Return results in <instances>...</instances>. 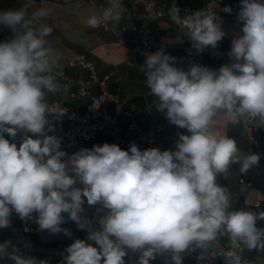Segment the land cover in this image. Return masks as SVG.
Here are the masks:
<instances>
[{
    "label": "clouds",
    "instance_id": "1",
    "mask_svg": "<svg viewBox=\"0 0 264 264\" xmlns=\"http://www.w3.org/2000/svg\"><path fill=\"white\" fill-rule=\"evenodd\" d=\"M214 6L183 16L175 4L169 9L197 53L216 49L225 36ZM119 9L120 0H108L102 15L86 23L96 28L103 19L116 27L123 17ZM47 14L43 8L29 12L27 4L0 11V25L13 33L0 42V229L10 227L15 214L42 232L71 237L62 227L67 214L87 237L66 247L63 264H125L126 249L140 253L138 264L164 252L182 264L185 250L208 247L222 236L231 244L226 264H247L240 254L245 248L264 251V227L258 226L264 211L230 210L231 195L217 183L232 164L242 174L260 164L259 154H244L217 129L244 117L264 123V0H241L237 20L243 35L231 41L232 63L218 70L190 64L185 71L163 49L146 55L139 70L155 108L189 133L178 134L176 150L165 151H141L135 144L122 150L114 143L71 155L61 149V139L50 133L64 113L47 96L67 93L69 86L55 74L47 40L53 28L41 22ZM21 132L18 147L14 141ZM85 202L100 205L99 229L82 216ZM9 246L10 241L0 244V259L48 264L14 247L8 252Z\"/></svg>",
    "mask_w": 264,
    "mask_h": 264
},
{
    "label": "crops",
    "instance_id": "2",
    "mask_svg": "<svg viewBox=\"0 0 264 264\" xmlns=\"http://www.w3.org/2000/svg\"><path fill=\"white\" fill-rule=\"evenodd\" d=\"M164 6L178 4L184 8L196 11L213 7V11L222 20V30L225 32L224 38L218 43L216 49L207 48L202 53H197L191 46V41L184 35L179 27L172 23L169 15L163 16L152 23V33L150 40L153 42L154 52L163 49L164 52L176 58V67L188 70L190 64H198L207 66L212 70H218L222 65L232 63L229 57L231 49V41L234 37L243 35L242 22L237 20V14L240 10L241 0H157ZM29 6V12L46 9L48 14L41 21L53 28L50 36L47 37L48 44L52 48L56 62L66 63L78 54H84L87 59L94 62L98 74L100 76L108 75V88L111 92L117 94L124 102L125 107L131 109L140 125L143 128L153 127L157 124L169 122L165 114L158 111L153 103V97L149 94L146 87L145 77L139 70L143 65V57L139 51L130 52L126 47L117 43L113 33L104 30L101 26L91 28L87 25L86 20L89 16H101L104 9L108 7V0H93V5L87 3V0H0V11L17 10L24 5ZM130 6L128 0H120V9L122 20L128 17L127 8ZM225 6L231 7V13L223 11ZM186 12L185 14H190ZM185 14H180L181 16ZM121 20V21H122ZM11 30L0 25V42L8 41L12 38ZM127 38L130 43L135 45L136 42L131 39L128 33ZM66 72L72 77L81 76L87 78L88 71L81 69L79 66L66 67ZM58 81L61 85L66 83ZM68 85V84H67ZM69 86V85H68ZM68 92L61 91L55 95L48 94V102L56 100L65 108L72 111H83L87 99L70 98ZM91 90L97 92V86L92 85ZM110 104L106 103L105 108H109ZM223 119V117H222ZM249 122L257 127L255 131L261 148L264 152V134L260 128L264 123L260 121H249L247 117L241 119L238 124L225 123L217 129L220 134H225L229 138H233L237 142V146L244 154L255 153L257 150L250 144L245 129L246 123ZM167 131L157 135L158 143L161 146H167ZM188 135L186 129L183 132ZM5 138L10 139L5 133ZM19 147L17 137L15 141ZM239 164H232L229 170L217 176V183L225 187L231 195V209H246L253 211L252 200L256 189L264 188V161L260 159V164L250 169L246 174H242L239 170ZM243 179L240 183L238 179ZM66 223L62 225L71 231L72 236L67 237L63 232L52 235L42 232L36 223L29 221L25 223L15 214L11 217V226L0 229V244L10 241L8 252L13 247L23 255L33 256L37 260H45L48 264H63V255H54L45 251L33 252L30 250L33 246L37 247H62L70 245L75 239H86L87 232L76 227L71 220L67 219L64 214ZM259 227H264V220L259 221ZM27 229V230H26ZM223 240H229L227 236H222ZM93 246H95L94 242ZM128 252L129 259L136 261L138 264L139 252ZM133 253V254H132ZM30 254V255H29ZM135 256V257H133ZM157 255L150 264H163L165 260H159ZM242 256L248 258L249 264H264V251L243 249ZM132 258V259H131ZM9 257L5 256L0 259V264H14ZM125 264H128L125 262ZM191 264V263H190Z\"/></svg>",
    "mask_w": 264,
    "mask_h": 264
},
{
    "label": "built area",
    "instance_id": "3",
    "mask_svg": "<svg viewBox=\"0 0 264 264\" xmlns=\"http://www.w3.org/2000/svg\"><path fill=\"white\" fill-rule=\"evenodd\" d=\"M128 1L130 6L127 8V18L122 20L116 27H113L111 22L102 19L100 26L104 30L113 33L117 43L126 47L128 51H139L144 63L146 55L154 53L153 42L150 40L151 25L161 17L169 15V9L172 5L164 6L158 3L157 0ZM87 3L93 5V0H87ZM175 5L181 10L180 14L196 12V10L184 8L178 4ZM128 33L131 34V39L136 42L135 45L131 44L127 38ZM73 66L86 69L88 71L87 78L72 77L67 74L66 67ZM55 74L57 79L71 86L68 94L70 98L87 99L82 112L68 110L56 100L49 101L60 112L64 113L53 121L55 131L50 134H54L61 139V149L67 152L68 155L79 151L81 148L91 149L93 145L102 146L104 143L117 144L122 150H129L132 144L137 145L141 151L149 148H159L161 151L176 150L178 134H184V129H180L170 122L157 124L146 129L143 128L135 113L125 107L124 102L117 94L109 90L108 75L100 76L94 62L87 59L84 54H78L66 63L56 62ZM92 85L97 86V92L91 90ZM106 103L110 104L109 108H105ZM245 129L250 144L257 150L256 152L260 155L261 160L264 161V152L256 136L257 134H255L257 127L247 122ZM260 130L264 134V126ZM166 131L168 132L166 135L168 145L161 146L158 143L157 135ZM23 135L22 132L18 133L17 141L19 143ZM222 176L226 177V174L224 173ZM238 181L249 185L241 178ZM251 205L253 211L257 213L264 211V188L255 190ZM83 207L82 216L91 222L89 227L94 230L99 229V224L95 218L99 214L97 209L100 205L89 206L85 202ZM228 250H231L230 241L223 240L220 237L208 247L200 249L191 246L189 250H185L181 253L182 264H226L223 256ZM242 252L243 250L240 252L241 255ZM160 255L165 257L163 264H173L171 252H164ZM243 259L249 264L248 258L243 257Z\"/></svg>",
    "mask_w": 264,
    "mask_h": 264
},
{
    "label": "water",
    "instance_id": "4",
    "mask_svg": "<svg viewBox=\"0 0 264 264\" xmlns=\"http://www.w3.org/2000/svg\"><path fill=\"white\" fill-rule=\"evenodd\" d=\"M60 248H62V247H37V246H33L32 248H30V250L33 252L45 251V252H48V253H51L54 255H65L66 253L60 251L59 250Z\"/></svg>",
    "mask_w": 264,
    "mask_h": 264
},
{
    "label": "bare ground",
    "instance_id": "5",
    "mask_svg": "<svg viewBox=\"0 0 264 264\" xmlns=\"http://www.w3.org/2000/svg\"><path fill=\"white\" fill-rule=\"evenodd\" d=\"M60 251H62V252H64L65 253V248H60L59 249ZM129 251L130 252H132L130 249H129ZM133 254V253H132ZM30 255V254H29ZM133 257H135V256H133ZM159 260H163V259H165V257L164 256H159V257H157ZM125 262H127L128 264H135L136 263V261H134V260H128L129 259V256L127 255L125 258ZM132 259V258H131Z\"/></svg>",
    "mask_w": 264,
    "mask_h": 264
}]
</instances>
